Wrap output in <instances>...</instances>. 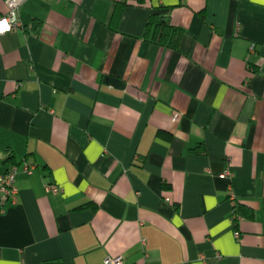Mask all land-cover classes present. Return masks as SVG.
I'll return each mask as SVG.
<instances>
[{"label":"crops","instance_id":"0c3cea01","mask_svg":"<svg viewBox=\"0 0 264 264\" xmlns=\"http://www.w3.org/2000/svg\"><path fill=\"white\" fill-rule=\"evenodd\" d=\"M151 13L176 49L144 38ZM19 18L0 173L35 169L0 210V264H264V0H25Z\"/></svg>","mask_w":264,"mask_h":264},{"label":"built area","instance_id":"2783aa9c","mask_svg":"<svg viewBox=\"0 0 264 264\" xmlns=\"http://www.w3.org/2000/svg\"><path fill=\"white\" fill-rule=\"evenodd\" d=\"M24 1L25 0H5L6 13L0 15V21L7 20L9 27L7 30L0 32V35L22 29L23 25L19 18V9ZM13 16L15 19H13ZM0 27H2V25H0ZM252 51H254L253 45L250 47V52ZM172 117L176 118L177 115L174 114ZM34 169L35 167L33 165L22 162L20 164H12L4 172L0 173V210H2L6 205L13 204L15 202L17 193L15 186L16 176L19 173L29 176L33 173ZM223 176L228 180L231 179L232 173L230 168H226L223 171ZM45 190L46 192L56 191L58 190V187L54 184H48L46 185ZM165 200L167 201V199ZM235 203L236 202L233 204L231 217L233 221L237 222L242 218L238 217L235 213ZM233 235L235 238L239 237V233L237 231H234ZM122 262L123 260L120 256L106 257L103 260V264H122Z\"/></svg>","mask_w":264,"mask_h":264},{"label":"trees","instance_id":"16d2710c","mask_svg":"<svg viewBox=\"0 0 264 264\" xmlns=\"http://www.w3.org/2000/svg\"><path fill=\"white\" fill-rule=\"evenodd\" d=\"M135 1L143 2V0ZM181 33L180 29L172 26L164 17L151 13L146 23L144 38L154 44L176 49ZM235 213L240 218L250 219L253 215L250 208L237 202L235 203Z\"/></svg>","mask_w":264,"mask_h":264},{"label":"clouds","instance_id":"9594fccd","mask_svg":"<svg viewBox=\"0 0 264 264\" xmlns=\"http://www.w3.org/2000/svg\"><path fill=\"white\" fill-rule=\"evenodd\" d=\"M13 19H15L14 16H13ZM0 25H2V27H0V32H3L4 30H7V28L9 27L7 20L0 21Z\"/></svg>","mask_w":264,"mask_h":264}]
</instances>
